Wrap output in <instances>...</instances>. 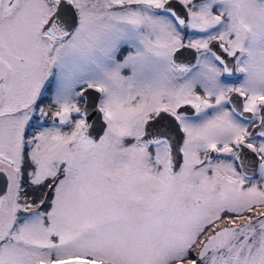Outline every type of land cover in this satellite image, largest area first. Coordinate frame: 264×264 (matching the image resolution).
<instances>
[{
	"label": "snow or ice",
	"instance_id": "obj_1",
	"mask_svg": "<svg viewBox=\"0 0 264 264\" xmlns=\"http://www.w3.org/2000/svg\"><path fill=\"white\" fill-rule=\"evenodd\" d=\"M0 264H264V0H0Z\"/></svg>",
	"mask_w": 264,
	"mask_h": 264
}]
</instances>
